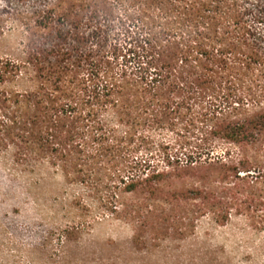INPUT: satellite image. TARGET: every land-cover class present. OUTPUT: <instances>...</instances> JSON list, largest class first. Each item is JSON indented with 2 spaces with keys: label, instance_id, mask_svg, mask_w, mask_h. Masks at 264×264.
Wrapping results in <instances>:
<instances>
[{
  "label": "rangeland",
  "instance_id": "rangeland-1",
  "mask_svg": "<svg viewBox=\"0 0 264 264\" xmlns=\"http://www.w3.org/2000/svg\"><path fill=\"white\" fill-rule=\"evenodd\" d=\"M232 1L184 0L174 7L167 0H0L1 124L10 125L11 115L23 121L24 111L4 103L3 95L41 94L42 82L51 88L46 69L60 84L54 95L76 107L59 123L39 116L37 126L30 125L34 137L51 141L45 149L29 136L28 144L15 146L0 134V264H264V229L237 215L221 225L216 207L201 198L172 196L181 189L221 190V156L246 149L210 133L215 115L264 93V71L244 66L239 50L223 61L232 40L221 21L227 22ZM243 1L253 9L257 0ZM190 14L191 25L212 29L204 43L213 80L203 83V96L177 116L163 113L150 122L142 105L132 103L127 127H117L105 108L106 85L122 79L132 90L142 76L140 56L150 60L156 49H141L138 38L154 33L160 39L166 30L179 39ZM92 18L104 32L78 47L75 26L88 34ZM254 27L264 36L261 25ZM163 45L169 57L172 45ZM89 52L91 61L84 59ZM50 112L51 105L46 116ZM101 121L118 128L110 142L100 141ZM127 128L128 138L120 133ZM76 135L80 142H66ZM132 174L144 178L131 183Z\"/></svg>",
  "mask_w": 264,
  "mask_h": 264
},
{
  "label": "trees",
  "instance_id": "trees-1",
  "mask_svg": "<svg viewBox=\"0 0 264 264\" xmlns=\"http://www.w3.org/2000/svg\"><path fill=\"white\" fill-rule=\"evenodd\" d=\"M167 2L171 6L179 7L184 3V0H167ZM244 2L243 0L232 1L228 4V12H224L227 22L221 21V25H224L227 35L231 37L232 41L227 46V50H223L225 56L223 61L228 62L227 57L239 50L247 60L244 66H255L264 71V36L257 33L254 27L255 24H259L264 28V1L257 0L253 9L244 7ZM50 18L51 16L46 13L43 21L46 22ZM201 19L203 20V18ZM248 19L253 20V25L248 23ZM192 22V14L185 15L182 20V23L185 24V32L178 31V34L176 32L178 38L181 41H188L190 46L182 45L180 48V44L177 42L179 39L174 37L175 32L171 34L166 30L159 34L164 35L160 39L155 37L154 33H150L145 39L138 38L139 43L142 44L139 45L141 49L156 48L150 60L145 61L140 56L139 71L142 73L140 81L132 82L135 85L132 90L126 87L122 79H115L114 82L106 85L105 108L115 116L117 127H127L126 117L131 115L129 105L132 103L139 102L142 105V111L145 112L150 122L152 118L163 113L171 114L173 117L177 116L183 112L184 108L189 109L195 98L203 96L205 91L203 83L213 80L208 76L209 68L206 65V59L211 56V52L207 51L208 47L204 43L206 39L204 35H208L207 32L210 33L212 29L202 26L199 21L194 22L196 25L192 27L194 25H191ZM85 25L87 29L92 27L88 34L83 28L75 26L78 47H81L80 45L86 41L87 37H97L100 40V36L104 32L103 26L96 18L90 19ZM214 33L215 35L219 34L217 26ZM199 38L200 41H197ZM163 44L172 45L169 57L164 56L165 46ZM244 51H248V54H245ZM67 53L64 54L67 55ZM88 54L84 59L91 61L92 53ZM49 70H44L45 73L42 74L45 75L46 82L52 83L50 84L51 88H47L42 82L41 94L39 91L35 94H4L1 99L6 104L10 102L17 106L21 112L24 110L23 121L13 115L10 117V125L7 122L1 124L0 121L2 138L9 139L8 141H12L15 146L28 144L29 141L25 138L29 136L35 140L37 147L47 148L51 141L43 137H34L35 133L29 132L30 125L36 124L37 126L39 116L44 118L45 123L47 120L59 123L61 118L73 117L76 113V107L70 100L67 101L64 97L58 98L54 95V93L58 94L60 84L57 80L55 82L54 78H50ZM260 99L264 101V93L255 95L253 99L242 97L239 101L232 102L227 110L222 109L215 115V124L211 126L210 133L220 135L223 139L246 149L240 155L226 153L221 156V190L193 188L175 190L172 193V196H184L189 200L192 195L195 199L201 198L207 202L204 206L216 207L215 213L218 215V220L221 219V225L227 224L233 215H237L247 217L257 227L264 229V151L257 150L264 145V102L261 103ZM259 103L262 104L260 107ZM49 105H51L52 112L46 116V108ZM239 110L242 113L237 115ZM221 112L227 114V117L221 118L224 116ZM233 112L236 113L235 116L230 115ZM101 122L103 133L99 135L100 141L110 142L109 137L112 131L117 132L118 128L110 124L104 128V122ZM57 126L58 124L55 125V127ZM6 127L9 128L8 131L5 130ZM15 130L20 133L15 134ZM128 130L130 129L127 128L124 132H120L124 135L123 137L131 136ZM16 136H19L20 140L17 138L19 141H15ZM74 136L73 134L71 138ZM76 140L80 142L82 139L77 137L75 140L70 139L66 142L73 143ZM0 144H4L1 137ZM27 148L32 151L31 147ZM248 149H255V151L247 152ZM187 163L194 165V157L190 156ZM150 176L148 174L147 178ZM143 178L144 174L141 176L132 174V178H128V180L131 179L130 181L133 183ZM123 179L125 180V178Z\"/></svg>",
  "mask_w": 264,
  "mask_h": 264
}]
</instances>
